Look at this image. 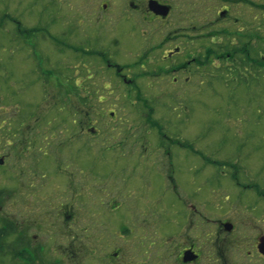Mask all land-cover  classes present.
Wrapping results in <instances>:
<instances>
[{"label": "flooded vegetation", "instance_id": "obj_1", "mask_svg": "<svg viewBox=\"0 0 264 264\" xmlns=\"http://www.w3.org/2000/svg\"><path fill=\"white\" fill-rule=\"evenodd\" d=\"M151 1L158 3L159 11L151 8ZM205 1L209 11L206 15L207 23L204 25L209 29L206 33L203 28L197 27L195 19L189 25L182 23L184 11L177 10L179 6L176 2H180L178 0H128L127 7L125 6L128 9L121 14L131 17L132 15L126 13L131 11L139 13L142 22L145 20L159 22L160 42L146 45L147 48H144L146 51L139 59L145 61L143 63L146 68L149 64L156 67L151 71H144L156 78L138 85L137 80L133 81L132 72L129 71V75L126 76L116 69L115 65L119 63L118 59L121 57L119 53L116 55L108 50L110 53L97 49L87 50L86 43L90 44L91 39L84 41L78 39L77 42H80L78 48L84 53V57L91 53L93 55L88 57L96 60L97 55H100V60L96 64L90 63V66L108 73L111 81L108 79L107 83L113 85L116 90L124 89L128 95L115 97V92H109L106 96L100 93L98 86L88 82L73 87L72 83H68V79L71 80L70 76L59 74V81L56 78L54 83H50V87L54 84L52 87L54 93L50 95L52 101L44 104L53 108L76 104L98 105L108 102L109 99L120 103L125 100L141 102L156 97L165 98L167 97L165 72L176 73L173 79L175 82L181 80L179 79L181 73L208 77L212 74L209 71L202 72L201 69L206 68L207 63L231 61L230 44H247L261 40L258 0ZM188 3L189 6L192 5V2ZM107 4L102 5V8L107 10ZM135 22L138 25L136 20ZM206 39L213 45L203 51L198 47L204 46H199L196 42H204ZM32 41L34 40H24L23 45L15 44L25 47L28 54H37L39 53L37 41ZM70 43L62 42L60 45L69 46ZM98 45L104 46L102 42H98ZM74 50L72 53H75ZM165 64H169V68H164ZM259 64L262 71L263 63ZM88 65L87 62L82 64L84 69ZM200 65H203V68H200ZM213 67L216 69L220 65ZM53 68L48 72L54 73ZM88 71L86 69V72ZM109 72H112L115 78ZM40 74L43 86L46 84L44 78L48 81V76L46 72ZM135 74L137 77L138 74ZM190 77L186 75L184 79ZM61 79L68 84L60 83ZM159 83L164 89L156 88L153 91L154 85H160ZM108 87L109 85L104 89ZM102 115L99 114L101 121ZM117 115V112H110L107 115L110 124H115ZM86 118L81 115H72L68 118L74 124L75 133H70L67 138L63 137L61 140L66 142L64 144L72 146L71 142L74 140L71 139H77L73 136L77 132L78 137L82 136L86 140L98 136L99 131L93 126L92 119ZM45 121L46 123L41 125L46 126L45 128L36 129L37 127L31 126L33 122ZM67 122L66 119L50 125L47 120L38 118L33 119L30 124L23 122L22 126H19L23 130H20L21 138L17 142L16 154L21 160H30L29 169L32 172L37 169V160L33 157L35 153L31 150L38 146L37 137L42 143L51 138V136L48 138V134L45 136L38 134L40 130H50V126L55 128ZM119 126L124 129L123 141L112 143L106 137L99 143L100 147H97L104 153L103 155H107V160L89 161L85 154L95 155L98 151L90 146L91 142H84L86 146L80 150L82 152L76 159L79 162L78 166L85 170L79 169L78 173L68 172V187L75 192L72 195L67 194L65 190L64 170L65 166L75 164L73 155L69 156L70 163L56 155V166L48 168L51 179L47 183L56 181L58 184V188L53 189L55 195L59 196L58 202L50 201L49 204L58 207L55 213L52 209L47 225L41 218L46 216L33 217L32 225L37 233L26 234L22 230L17 232V238L23 239V244L29 246L33 256L29 257L31 260L29 262L23 259V264H264V178L259 177L258 174L261 172L258 167L251 166L250 153L245 151L236 153L234 164H228L231 162L229 159L219 156L216 159L219 165L214 167L215 171L206 176L202 183H196L193 178L194 183L187 190L174 179L169 128L163 133L167 138L158 141V146L164 149L163 154L157 155L152 163L159 167L152 165L146 168V162L142 161V158L124 157L128 154L127 147L133 148L138 141L142 145L148 133H152L151 130L149 132L144 130V126L126 129L124 128L127 127L126 120ZM130 136L136 139L132 144L126 143ZM51 147L41 152L45 154L52 151ZM130 154L133 152L130 151ZM0 161L4 162L2 159ZM161 162L167 164L162 167ZM205 164L207 163L202 164L201 168ZM159 173L164 178L165 186L159 196L151 197L147 191L151 188V183L146 179ZM15 187L18 197L21 187L17 183ZM22 188L31 189L27 184ZM19 223L24 224L21 220ZM44 224L48 227L47 231H42L45 229ZM77 224L80 225L79 229H76ZM54 227H57L59 232ZM55 238L64 242L53 246ZM77 242L80 249L75 248L74 244ZM57 252L61 258L56 257Z\"/></svg>", "mask_w": 264, "mask_h": 264}, {"label": "rangeland", "instance_id": "obj_2", "mask_svg": "<svg viewBox=\"0 0 264 264\" xmlns=\"http://www.w3.org/2000/svg\"><path fill=\"white\" fill-rule=\"evenodd\" d=\"M119 1L123 2L119 3ZM127 1L0 0V159L4 161L0 165V226L7 220L16 225L17 232L22 230L26 234L37 233L32 221L33 217L38 215L46 216L41 218L47 225L52 209L55 213L58 207L49 205L51 202H58L59 196L54 192L58 184L56 181L47 183L51 179L48 168L56 166V155L65 158L68 163L71 162L69 156L73 155L75 164L65 166L64 170L66 171L64 172L66 175L65 190L67 194L72 195L75 192L74 189L68 187V172L78 173L79 169L85 170L82 166H78L79 162L76 159L82 152L80 150L86 146L84 142H91L90 146L98 151L95 155L85 154L89 157V161L107 160V155H103L104 153L100 152L97 147H100L99 143L106 137L112 143L123 141L124 129L119 126L123 120L127 121V127H124L126 129L144 126V130L152 132L151 134L149 132L147 137L145 136L142 145L138 141L139 143L133 148L128 146V154L125 153L127 155L124 157L142 158V161L146 162V168L152 165L159 167L152 163L157 155L163 154L164 149L158 146V141L167 138L163 133H166L169 128L174 179L187 190L193 185V178L196 183H202L206 176L215 171L214 167L219 165L216 160L219 156L229 159L231 162L228 164H234L236 153L244 151L251 154L249 161L251 166L258 167L261 172L258 174L259 177L264 178V70L259 74H249L250 80H248L245 75L237 76L232 71L236 70L232 66L233 60L227 63L217 61L207 63L206 68L201 69L202 72L209 71L212 74L208 77L181 73L182 76L179 75L181 80L175 82L173 79L176 73L165 72L167 94L165 98L156 97L141 102L125 100L126 102L121 101L120 103L109 99L108 102L98 105L76 104L53 108L44 104V102L52 101L50 95L54 93L52 88L54 84L50 87V83H54L56 78L59 81V74L70 76L71 80L68 79V83H72L73 87L88 82L98 86L100 93L106 96L109 92H115V97L128 95L124 89L116 90L113 85L107 83L108 79L111 81L108 73L90 66V63L96 64L100 60V55H97L96 60L88 57L93 55L91 53H87L88 56L84 57V53L78 48L80 44L77 42L78 39L82 41L91 39V45L86 43L87 50L110 51L116 55L119 53L121 57L118 59L119 63L115 62L117 63L116 69L126 76L129 75V71L132 72L133 81L137 80L138 85L148 80L151 82V79L156 78L146 74L147 70L151 71L156 67L148 63L146 68L143 63L145 61L139 59L141 55H144L146 45L160 42L159 22L156 20L142 22L140 14L131 11H126L127 14L132 15L131 17L121 14L127 7ZM178 1L180 2H176L179 6L177 10L183 9L182 12L184 11L183 14L181 13L182 23L189 25L195 19L198 28H203L204 33L209 31L204 26L205 22L207 23L206 15L209 12L205 0ZM187 2H192V5L189 6ZM105 3H108L107 10L102 8ZM258 3L261 39L264 45V0H258ZM24 40L37 41L39 53L32 54L33 56L28 54L27 49L20 46L24 44L22 42ZM59 42L71 43L67 46L66 44L60 45ZM98 42H102L104 46L99 47ZM15 43H20V45ZM196 44L203 45L204 47H198L203 51L206 47L213 45L208 39L204 42L197 41ZM73 50L75 53H72ZM83 62L89 63L86 68L88 72L83 68ZM37 64L40 66L39 69ZM196 65L199 64L196 63ZM214 65L216 67L220 65V67L214 69ZM52 67H54V73L48 72ZM164 68H169V64H165ZM200 68H203V65H200ZM42 72H46L48 76V81L44 78L46 84L43 86L42 78L40 79ZM246 72L249 73V71ZM109 73L114 77L112 72ZM135 73L138 74L137 77ZM186 75L191 76L190 79L185 80ZM60 83L68 84L64 82V79H61ZM161 83L154 85L153 91L156 88L162 90L164 86ZM108 85L109 87L104 89ZM110 112L118 113L115 124L109 123L110 118L107 115ZM99 114H103L102 121ZM72 115L92 119L93 126L99 131V134L96 133L98 136L86 140L82 136L78 137L77 132L73 135L77 139H71L74 140L71 142L72 146L64 144L65 141L61 139L69 137L72 132L75 133L74 124L71 119H68ZM38 118L47 120L50 125L66 119L68 122L64 125H57L55 128L50 126L51 131L40 130L38 134L44 136L48 134V138L50 136L51 138L42 143L37 137L38 146L31 148L35 153L33 157L37 160V169L32 172L29 169L30 160H21L16 154V147L21 138L20 130H23L19 126H22L23 122L30 124L33 119ZM45 123L46 121L44 123L33 122L31 126L42 129L46 127L41 126ZM28 129L24 128V130ZM134 141H136L135 137L130 136L126 143L132 144ZM50 147L52 151L45 154L41 152ZM130 151L133 154H130ZM199 157L202 158L199 159ZM205 162L207 164L201 168ZM161 163L162 167L167 164ZM146 180L151 183V188L147 189L149 195L159 196L165 186L162 175L159 173L156 176L147 177ZM16 183L21 187L18 197H16ZM26 184L31 191L27 188L23 190L22 186L26 187ZM19 220L24 224L21 225ZM79 226L77 224L76 229H79ZM47 228L45 226L42 231H47ZM54 228L58 231L57 227ZM55 239L53 246L63 241ZM78 243L74 245L75 248L80 249L77 246ZM56 254V257L61 258L59 252ZM0 264H23V259L11 257L7 253L0 257Z\"/></svg>", "mask_w": 264, "mask_h": 264}, {"label": "trees", "instance_id": "obj_3", "mask_svg": "<svg viewBox=\"0 0 264 264\" xmlns=\"http://www.w3.org/2000/svg\"><path fill=\"white\" fill-rule=\"evenodd\" d=\"M229 50L231 51V58H233L231 59V61L233 60L232 66L236 69L232 71L237 76L243 74L250 80L248 78L249 74H259L262 72L259 64L262 62L264 65V45L262 44V39L260 40V46L259 41H253L247 44H230ZM263 65L262 70H264ZM246 71H249V73ZM17 231L16 225L12 221L6 220L0 226V257L8 253L11 257H20L29 262L31 261L29 257H33L32 251H30L28 245L23 244V239L17 238Z\"/></svg>", "mask_w": 264, "mask_h": 264}, {"label": "water", "instance_id": "obj_4", "mask_svg": "<svg viewBox=\"0 0 264 264\" xmlns=\"http://www.w3.org/2000/svg\"><path fill=\"white\" fill-rule=\"evenodd\" d=\"M150 5H151V8H156V9H158V11H159V7H158V3L156 2V1H151L150 2ZM154 5V6H153ZM3 162L2 161H0V164H2Z\"/></svg>", "mask_w": 264, "mask_h": 264}]
</instances>
